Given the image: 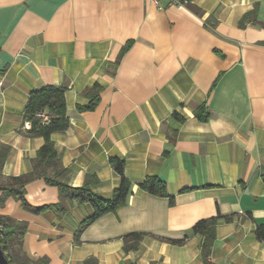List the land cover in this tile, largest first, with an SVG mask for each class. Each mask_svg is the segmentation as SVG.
Segmentation results:
<instances>
[{"label":"crops","instance_id":"obj_1","mask_svg":"<svg viewBox=\"0 0 264 264\" xmlns=\"http://www.w3.org/2000/svg\"><path fill=\"white\" fill-rule=\"evenodd\" d=\"M156 2L0 0V144L10 148L0 182L31 171L44 140L28 134L24 107L54 85L66 89L69 126L51 141L69 187L94 173L93 192L110 198L120 182L110 157L131 183L126 204L77 241L89 203L65 201L58 214V189L40 179L23 201L0 189L10 264H204L203 238L189 233L215 216L232 220L217 224L209 264H264V0ZM93 85L98 102L84 109ZM201 104L205 122L194 116ZM148 177L168 198L139 188ZM130 233L145 236L125 251Z\"/></svg>","mask_w":264,"mask_h":264},{"label":"trees","instance_id":"obj_2","mask_svg":"<svg viewBox=\"0 0 264 264\" xmlns=\"http://www.w3.org/2000/svg\"><path fill=\"white\" fill-rule=\"evenodd\" d=\"M254 12L255 10H252L249 13L244 14L239 21V25L244 26V22L247 19H250ZM90 90L96 91V94L89 95V104L84 109H93L99 99L98 94L100 87L98 85H93ZM65 91L66 89L63 86L48 85L37 91L30 92L29 98L24 107V120L31 123V129L28 131V134L30 136L42 137L44 143L36 152L35 158L31 161V171L19 177H10L3 183L0 182V189L18 196L19 199L23 201L25 185L31 181L40 179L47 185L54 186L58 189L59 203L51 206V208L58 214H62L65 211V201L71 202L72 200H76L80 204L89 203L94 212L92 216L79 225L75 234V240L77 241L79 234L85 227L101 216L113 213L126 204L131 193V183L124 176V161L117 157H110L109 164L114 172L120 177L119 185L113 191L110 198H99L93 192L92 188L98 181L94 173L86 176L84 184L81 187H69V173L62 166L59 155L55 151L53 142L51 141V135L53 133L64 132L69 126V119L66 115L65 109ZM79 109L82 110L83 108ZM38 113H44L48 118L47 122H42V120L37 117ZM194 116L200 122L207 121L209 113L206 106L204 104L197 106L194 110ZM172 117L179 122L184 121V118L176 112H173ZM9 150L10 148L8 146L0 144V176L1 168L7 158ZM138 186L141 190L152 196L168 198L165 183L157 177H148L139 183ZM231 220V216H215L209 219L200 220L192 227L189 234L200 235L203 238L201 243V255L204 264H209L208 258L211 254V248L215 240V228L217 224L220 221L230 222ZM4 234L5 250L7 251L6 258L8 259V244L6 233L4 232ZM144 236L145 234L143 233H130L123 236L124 250L128 251L135 249ZM255 236L258 241H264V224H258L256 226ZM187 237L188 235H185L183 239L167 240V242L174 245H181ZM83 264L96 263L94 259L90 258Z\"/></svg>","mask_w":264,"mask_h":264},{"label":"built area","instance_id":"obj_3","mask_svg":"<svg viewBox=\"0 0 264 264\" xmlns=\"http://www.w3.org/2000/svg\"><path fill=\"white\" fill-rule=\"evenodd\" d=\"M155 4L158 5L156 0H153ZM168 6H186L189 3V0H166ZM37 117L42 120V122H47L48 118L44 113H38ZM5 226L2 221H0V247L3 250L5 257H7V251L5 250Z\"/></svg>","mask_w":264,"mask_h":264},{"label":"water","instance_id":"obj_4","mask_svg":"<svg viewBox=\"0 0 264 264\" xmlns=\"http://www.w3.org/2000/svg\"><path fill=\"white\" fill-rule=\"evenodd\" d=\"M0 264H10L8 259L5 257L1 247H0Z\"/></svg>","mask_w":264,"mask_h":264}]
</instances>
